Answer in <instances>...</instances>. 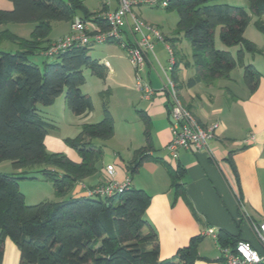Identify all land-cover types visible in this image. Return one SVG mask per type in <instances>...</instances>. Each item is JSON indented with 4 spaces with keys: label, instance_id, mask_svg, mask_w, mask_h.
<instances>
[{
    "label": "trees",
    "instance_id": "16d2710c",
    "mask_svg": "<svg viewBox=\"0 0 264 264\" xmlns=\"http://www.w3.org/2000/svg\"><path fill=\"white\" fill-rule=\"evenodd\" d=\"M6 1L12 4V9L0 10V27L32 23L33 29L29 38L14 35L7 28L0 30V41L18 46L14 53L0 51V164L8 161L15 170L12 174L0 173V264L6 238L19 252L18 264H194L199 259L197 248L202 236L192 237L171 258L159 260L156 234L144 218L150 197L143 190L129 185L122 193L105 200L71 195L78 183L95 174V165L103 155L102 147L92 144L93 139L106 142L114 135L106 102L102 104L101 121L82 124L77 137L64 140L79 156V163L45 148V136L53 126L40 116L37 104L50 106L63 95L72 115H87L93 104L91 97L80 91L84 84L82 68H89L101 80L105 72L89 56L92 45L72 46L52 57L53 62H42L41 67L31 58L42 55L51 45L49 34L53 22L71 25L78 17L104 29V21L95 18L97 14L89 12L83 0ZM215 1L168 0L167 7L162 9L176 11L178 21L175 36L164 40L172 45L182 35L190 44L191 64L196 73L187 80V87L229 79L238 64L247 90L254 93L260 74L252 65L243 64L245 53H259L244 36L250 16L243 7ZM246 2L256 17L254 27L264 36V20H261L264 0ZM217 29L223 46L239 47L235 58L229 51L215 47ZM139 114L148 138L149 121ZM148 150V147L138 150L127 164L129 180L144 162L158 159L150 156ZM34 168L44 180L51 182L57 201L25 203L18 181L35 180L29 176ZM184 175L180 167L169 169L175 198L182 195ZM145 227L148 230L144 234ZM238 241L222 231L216 236L220 248L232 249Z\"/></svg>",
    "mask_w": 264,
    "mask_h": 264
},
{
    "label": "crops",
    "instance_id": "0c3cea01",
    "mask_svg": "<svg viewBox=\"0 0 264 264\" xmlns=\"http://www.w3.org/2000/svg\"><path fill=\"white\" fill-rule=\"evenodd\" d=\"M238 2L241 4L242 0ZM101 4V11L90 12H110L117 5L116 0H101ZM11 9L10 2L0 0V10ZM145 22L157 27L165 38H173L165 35L163 28L157 23ZM90 24L91 28L96 27L92 22ZM70 29L69 24L68 30L58 39L68 34ZM124 38L128 44L132 43L133 38L126 30ZM246 39L258 47L259 43H255L256 41ZM185 45L182 37H178V42L170 45L174 53L175 69L168 74L164 73L168 61L164 44L155 42L153 53L146 54L139 76L156 92L150 100H143L137 91L135 72L133 69H126V53L122 47L121 50L109 43L103 46L100 57L92 58L89 54L105 72L103 80L98 78L102 81L98 87L99 96L102 93L110 95L112 92L114 98L120 92L127 99L125 94L128 91L139 94V111L149 121L148 138L144 135V143L128 152L127 162L119 155H102L95 165V174L78 183L71 195L82 197L85 188L102 184L107 165L115 166L118 182L129 179L127 164L133 161L138 150L148 147L147 153L158 159L144 162L129 182L132 188L143 190L150 197L144 218L156 234L159 260L171 258L192 237L202 236L197 248L199 259L194 264H223L221 248L216 243L217 233L222 231L234 239L247 240L256 246L251 226L264 223V57L257 54L246 59V53L243 56V62L246 59L247 63L243 64L252 65L260 74L254 93H249L245 84V88L237 85V81L231 78L232 72L229 79H216L211 85L197 83L187 87L185 84L195 75L196 69L191 64ZM215 47L229 51L217 45V42ZM238 75L243 81L242 71ZM167 77L173 81L181 103L190 110L201 126L207 127L214 123L220 126L216 137L208 142L206 149L199 152L181 150L176 160L170 157L166 149L170 140L169 97L166 92L159 93ZM232 81L236 84V90L230 88ZM234 91H238V94ZM56 101H61L59 105L64 107V98H57L48 108H53ZM138 104L139 102L135 103L136 108ZM108 108L114 120V112ZM100 114L103 116L102 112ZM100 116L93 108L89 114L79 116L77 121L81 123L80 126L85 123L94 124L93 120ZM52 120L54 119L49 121ZM64 140L47 131L44 139L47 152H62L69 160L79 163V156ZM92 144L100 145L94 141ZM1 165L2 163L0 167ZM176 167L185 171L181 180L182 195L177 198L174 197L169 177V169L174 170ZM23 181L25 180L19 182ZM19 189L21 190L20 183ZM24 198L26 200L25 195ZM147 230L145 227L143 233H147ZM18 262L19 252L6 238L3 242L2 264Z\"/></svg>",
    "mask_w": 264,
    "mask_h": 264
},
{
    "label": "built area",
    "instance_id": "2783aa9c",
    "mask_svg": "<svg viewBox=\"0 0 264 264\" xmlns=\"http://www.w3.org/2000/svg\"><path fill=\"white\" fill-rule=\"evenodd\" d=\"M116 4L113 11L99 13L95 17L104 21V29L91 28L90 22L76 17L71 24L70 32L53 42L43 55L52 58L72 46L117 43L124 49L128 62L135 72V85L141 94V98L150 100L156 92L139 76L145 56L147 53H153L155 42L164 44L168 55L164 73L168 74L174 65L173 51L171 46L165 42L161 31L154 25L142 20L133 12V8L139 5H147L162 9L167 7L168 0H116ZM125 30L133 38L131 44L125 41ZM160 92H166L169 97L168 115L172 123H170V140L166 149L170 157L176 160L181 150L199 152L206 149L208 142L216 137L219 124L201 126L179 100L175 85L169 77L163 83ZM104 174L105 179L102 184L85 188L83 192L85 197L109 199L122 193L130 185L129 179L123 182L116 180L117 171L114 165H107L104 168ZM251 230L256 246L247 240H239L232 249L221 248L223 264H264V223L252 224Z\"/></svg>",
    "mask_w": 264,
    "mask_h": 264
},
{
    "label": "rangeland",
    "instance_id": "374dc122",
    "mask_svg": "<svg viewBox=\"0 0 264 264\" xmlns=\"http://www.w3.org/2000/svg\"><path fill=\"white\" fill-rule=\"evenodd\" d=\"M239 0H216L215 3L220 4H230L233 6H242L246 12L250 16L249 23L245 29V35L249 39H253V41H256L255 43H259L258 47L254 44L256 50L259 51V53H255L257 56L264 57V36L262 33H260L255 27H254V21L256 20V17L253 15V13L250 11L248 4L246 0H242V3L239 4ZM83 3L87 10L92 12L93 10H99L102 9L101 0H83ZM133 12H135L142 20H146L152 23H157L163 28V33L167 36L174 37V31L176 27V23L178 21V15L176 11H166L165 9L161 8H153L149 7L147 5H139L133 8ZM95 13V14H99ZM261 20H264V15L261 17ZM153 25V24H152ZM7 28L11 33L14 35H17L19 37L23 38H29L30 32L33 29L32 23H10L3 27H0L1 29ZM69 28V23L65 22H53L52 23V29L49 34V39L51 41H56L60 35L65 33ZM172 29V30H169ZM218 30L215 32V42H217V45L222 46L223 48L229 50L233 56L236 55V51L238 50V46L234 47H225L223 46L219 39H218ZM177 37V36H176ZM179 37H182V35H179ZM245 37V38H246ZM182 40L185 41V48L187 49L186 52L188 56L191 57V47L189 42L182 38ZM53 44V42L51 43ZM109 43H102V44H93L90 46L89 54L92 58L94 56L100 57L101 51L103 50V46ZM112 45H115L119 47L121 50V46L117 43H110ZM170 45V44H169ZM18 46L6 41L1 40L0 41V51L1 52H7V53H14L17 50ZM172 48V47H171ZM46 52V51H45ZM42 52V55H35L31 58V61L38 65L39 67L42 66V62L51 63L54 61L53 58L44 57V53ZM260 54V55H259ZM249 56V57H248ZM251 56H254L252 53H246V59L250 58ZM259 58V57H258ZM125 64L126 69L132 70L131 65L128 62L127 56L125 55ZM246 59H244V64L246 63ZM242 71V68L237 64L235 69L231 73V78L234 81H237L236 84L240 86H244L242 79L240 78V73ZM82 73L84 76V84L80 87V91L83 94H87L92 99L93 108H95L98 112V115L100 116L102 112V104L103 102L108 103L107 107H110V109L114 112V120H113V127H114V135L113 137L106 141L102 142L98 139H93L94 142H99V146L102 147V153L104 154H110L112 156L119 155L125 162L126 159L129 158L127 156L128 152H132L133 148H137L138 146H141V143H144V132L145 127L144 123L141 119V116L139 114L138 107H141V103L139 101V94L135 92H129L127 95L125 94L127 99L123 98V94L120 92L117 93V95L113 97L112 92H110V95L104 94L103 96L98 95V87L99 84H102V81L99 80L96 76L91 74L89 68L83 67ZM232 84V85H231ZM230 84V88L233 90H236V84L232 81ZM229 88V89H230ZM245 88V86H244ZM234 93L238 94V91H234ZM58 98H64L63 95H61ZM128 101V102H127ZM61 101H56V103L53 105V108L49 109V106H43L40 104H37V109L40 112V116L44 118L43 120L49 122L53 128L48 129V133L50 135H57L64 139L70 138L73 139L78 136L80 132V122L77 121L76 116L72 115V113L68 110L66 103H64V107H61L60 104ZM131 102V103H130ZM138 106L136 108L135 103H138ZM110 105V106H109ZM109 110V108H108ZM110 112V111H109ZM103 116L101 115L99 118H95L93 123H97L101 121ZM50 119H54L52 121H49ZM49 152V151H48ZM54 153V152H50ZM62 153V152H59ZM63 154V153H62ZM131 157V156H130ZM14 169L12 168L10 162L4 161L2 162V165L0 167V173L2 174H12L14 173ZM31 171V170H30ZM30 177H35V180H25L23 182L18 181V185L20 183V187L22 190V194L26 196V204L27 205H35L40 203L41 201H57L58 199L54 195L53 187L51 182L44 180L37 169H32V172L29 174ZM20 190V191H21Z\"/></svg>",
    "mask_w": 264,
    "mask_h": 264
},
{
    "label": "water",
    "instance_id": "95a60500",
    "mask_svg": "<svg viewBox=\"0 0 264 264\" xmlns=\"http://www.w3.org/2000/svg\"><path fill=\"white\" fill-rule=\"evenodd\" d=\"M170 120V123H172V120L171 119H169Z\"/></svg>",
    "mask_w": 264,
    "mask_h": 264
}]
</instances>
